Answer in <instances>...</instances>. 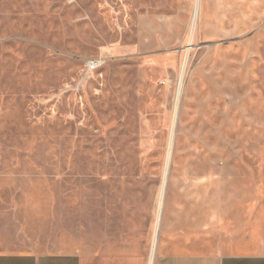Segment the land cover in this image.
I'll return each instance as SVG.
<instances>
[{
  "label": "rangeland",
  "instance_id": "374dc122",
  "mask_svg": "<svg viewBox=\"0 0 264 264\" xmlns=\"http://www.w3.org/2000/svg\"><path fill=\"white\" fill-rule=\"evenodd\" d=\"M172 203L264 249V0H0L12 249L123 232L151 257Z\"/></svg>",
  "mask_w": 264,
  "mask_h": 264
},
{
  "label": "crops",
  "instance_id": "0c3cea01",
  "mask_svg": "<svg viewBox=\"0 0 264 264\" xmlns=\"http://www.w3.org/2000/svg\"><path fill=\"white\" fill-rule=\"evenodd\" d=\"M197 209L190 204L167 206L162 236L151 257L150 240L123 232L80 240L88 247L76 246L72 252L12 249L11 238L1 233L0 264H264V249L255 254H228L217 248L224 241L223 226L218 219L202 221Z\"/></svg>",
  "mask_w": 264,
  "mask_h": 264
},
{
  "label": "built area",
  "instance_id": "2783aa9c",
  "mask_svg": "<svg viewBox=\"0 0 264 264\" xmlns=\"http://www.w3.org/2000/svg\"><path fill=\"white\" fill-rule=\"evenodd\" d=\"M99 67H100V63L96 60L92 61L88 66L89 71H91V72L97 71L99 69Z\"/></svg>",
  "mask_w": 264,
  "mask_h": 264
},
{
  "label": "bare ground",
  "instance_id": "6f19581e",
  "mask_svg": "<svg viewBox=\"0 0 264 264\" xmlns=\"http://www.w3.org/2000/svg\"><path fill=\"white\" fill-rule=\"evenodd\" d=\"M197 5H196V10H197ZM180 86H181V83H180ZM180 89V88H179ZM163 197V196H162ZM162 209H163V207L162 206H160V212L159 213H161V211H162ZM159 220V219H158ZM156 243H157V238H154V246H153V252H154V249L156 248Z\"/></svg>",
  "mask_w": 264,
  "mask_h": 264
}]
</instances>
